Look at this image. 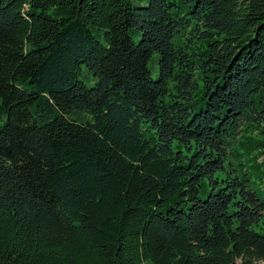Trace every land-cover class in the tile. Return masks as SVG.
Listing matches in <instances>:
<instances>
[{
	"label": "trees",
	"instance_id": "1",
	"mask_svg": "<svg viewBox=\"0 0 264 264\" xmlns=\"http://www.w3.org/2000/svg\"><path fill=\"white\" fill-rule=\"evenodd\" d=\"M249 161L264 0H0V264H264Z\"/></svg>",
	"mask_w": 264,
	"mask_h": 264
},
{
	"label": "rangeland",
	"instance_id": "2",
	"mask_svg": "<svg viewBox=\"0 0 264 264\" xmlns=\"http://www.w3.org/2000/svg\"><path fill=\"white\" fill-rule=\"evenodd\" d=\"M155 76V73L154 75ZM146 136L148 139H151L152 137H155L153 134V130H149L146 133ZM260 160V159H259ZM259 160L256 163H259ZM232 162L234 164H237L238 161L235 159H232ZM244 164V162H241V165ZM252 164L251 161L248 162V169L245 178L247 179L248 183L250 184L251 188H253L257 194L260 196L262 200H264V167H261L257 164H255V168H251L250 165ZM241 168V167H240ZM207 190V189H206ZM237 264H239L241 261L237 260ZM255 264H262V263H255Z\"/></svg>",
	"mask_w": 264,
	"mask_h": 264
}]
</instances>
